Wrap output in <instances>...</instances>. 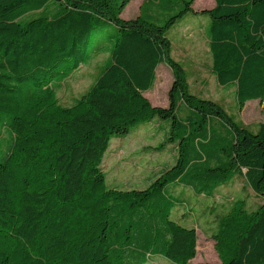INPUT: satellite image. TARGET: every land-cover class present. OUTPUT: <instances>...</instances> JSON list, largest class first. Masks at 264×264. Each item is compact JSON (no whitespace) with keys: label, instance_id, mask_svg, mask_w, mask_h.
<instances>
[{"label":"trees","instance_id":"16d2710c","mask_svg":"<svg viewBox=\"0 0 264 264\" xmlns=\"http://www.w3.org/2000/svg\"><path fill=\"white\" fill-rule=\"evenodd\" d=\"M149 1L161 0L123 19L129 0H0V264H145L153 255L187 264L196 229L173 218L182 200L168 184L212 197L243 175L264 197V123L250 130L196 96L171 55L167 32L197 12L194 0H173L163 13ZM198 12L210 17L217 83L234 86L240 106L264 98V0H215ZM111 25L118 34L100 74L59 103L61 83L99 54L93 32ZM161 62L173 72L167 106L144 95ZM153 119L168 123L154 147L172 145V162L144 188L108 185L112 138ZM212 237L217 264H264V203L249 209L237 199Z\"/></svg>","mask_w":264,"mask_h":264},{"label":"rangeland","instance_id":"374dc122","mask_svg":"<svg viewBox=\"0 0 264 264\" xmlns=\"http://www.w3.org/2000/svg\"><path fill=\"white\" fill-rule=\"evenodd\" d=\"M143 0H129V7L120 14L123 19L134 18L136 9ZM161 0L153 4L155 12L163 13L164 5L173 0ZM214 5V0H197L193 7L196 11ZM182 6L172 7L174 12ZM171 9V8H169ZM173 13V12H172ZM170 13V14H172ZM168 15V14H167ZM166 15V16H167ZM161 16V17H166ZM210 17L199 12H187L168 30L171 41V55L185 69L189 90L196 96L209 98L221 104L233 118L244 127L256 130L264 123V98L251 99L240 106L236 100L234 86H222L217 83L211 72V53L206 30ZM118 34L117 27L111 25L97 29L91 37V48L99 53L71 73L57 90L58 102L67 105L74 98L84 93L98 77L106 63L107 46L112 45ZM171 67L161 62L158 64L152 87L144 95L154 105H168V91L172 85ZM168 123L163 119H153L149 123H140L133 127L126 136L113 137L110 149L103 158L108 185L121 189L131 187L144 188L152 177L159 174L174 158L172 145H166L159 151L156 146L166 134ZM150 179V180H149ZM166 191L182 204L174 208L173 218L179 223L196 229V254L187 264H217L219 258L215 250L212 233L218 219L237 199H243L249 209L264 203V197L256 194L243 175H237L226 185L219 186L212 197L196 194L189 187L168 184ZM145 264H175L161 255H153Z\"/></svg>","mask_w":264,"mask_h":264},{"label":"crops","instance_id":"0c3cea01","mask_svg":"<svg viewBox=\"0 0 264 264\" xmlns=\"http://www.w3.org/2000/svg\"><path fill=\"white\" fill-rule=\"evenodd\" d=\"M143 1H144V0H143ZM143 1H142V2H143ZM196 1H197V0H194L193 4H194ZM142 2H141V3H142ZM141 3L139 4V6H138L137 9H136V10H137V11H136V14H137V15L139 14V7H140ZM214 4H215V0H214ZM129 5H130V4H129V2H128V3L126 4V6L123 8V10L121 11L120 14H122V13L124 14V13H125V9H127V8L129 7ZM192 6H193V5H192ZM213 6H214V5H213ZM209 8H210V7H209ZM193 9H194V7H193ZM202 9H204V8H202ZM194 11H196V10L194 9ZM199 11H200V10H199ZM197 12H198V11H197ZM137 15H136V16H137ZM136 16H135V17H136Z\"/></svg>","mask_w":264,"mask_h":264}]
</instances>
